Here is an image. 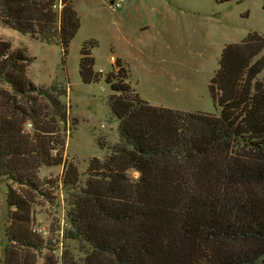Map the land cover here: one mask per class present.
Instances as JSON below:
<instances>
[{
  "label": "trees",
  "instance_id": "1",
  "mask_svg": "<svg viewBox=\"0 0 264 264\" xmlns=\"http://www.w3.org/2000/svg\"><path fill=\"white\" fill-rule=\"evenodd\" d=\"M1 25L65 53L79 19L72 0H0ZM79 55L82 80H96L87 44ZM31 60L24 46L0 37V264H36L38 257L41 264H264L261 34L249 31L222 49L209 82L215 113L149 104L116 60L106 81L118 140L102 159H90L83 183L63 160V138L51 137L66 120L58 97L66 92L54 96L52 86L35 85ZM53 105L50 124L42 110ZM63 162V224L49 228L51 238L34 222L48 182L38 173Z\"/></svg>",
  "mask_w": 264,
  "mask_h": 264
},
{
  "label": "rangeland",
  "instance_id": "2",
  "mask_svg": "<svg viewBox=\"0 0 264 264\" xmlns=\"http://www.w3.org/2000/svg\"><path fill=\"white\" fill-rule=\"evenodd\" d=\"M72 2L79 26L65 53L57 43L41 42L4 25L0 26V37L26 48L32 59L27 73L35 85L52 86L54 96L65 90V95L58 97L67 105V117L59 121V133H52L51 137L63 138V160L76 166L83 183L90 159H102L106 146L118 140V120L109 105L112 89L106 76L119 61L110 62V55L119 51L111 39L119 38L124 25L118 21L121 6L110 10L101 6V0ZM57 7L61 9L60 1ZM125 7L138 15L146 28L142 31L144 39L135 43L134 38L120 55L119 63L139 97L151 105L217 112L209 82L222 49L226 44L240 42L249 31H257L264 37V0H139L136 7ZM114 21H118L116 25ZM83 43L93 57L92 69L98 72V78L89 82L83 81L79 73V50ZM257 77L264 78V69ZM3 86L6 87L0 83ZM31 96L36 98L37 105L45 103L38 94ZM42 111L47 115L45 121L53 123L55 106ZM32 127L29 121L25 124L27 130ZM55 152L56 149L52 153ZM66 163L42 166L38 173L40 179L48 182L40 187L43 194H37L34 222L51 238L55 232L49 228L55 229L57 222L63 224L62 178ZM127 173L132 179L138 176L136 170ZM54 183L58 186L54 187ZM42 261L38 257L36 264Z\"/></svg>",
  "mask_w": 264,
  "mask_h": 264
},
{
  "label": "crops",
  "instance_id": "3",
  "mask_svg": "<svg viewBox=\"0 0 264 264\" xmlns=\"http://www.w3.org/2000/svg\"><path fill=\"white\" fill-rule=\"evenodd\" d=\"M112 0H101V6L106 7V9L112 10L110 4ZM139 3V0H124L122 5H121V10L118 14V21L121 22L122 26L121 28L123 31H121V28L118 29V31H121V35L118 36L119 38H113L111 41L115 43V45H118L119 51L115 55L112 54L110 55V62L114 63L115 59H118L119 61L122 60V53L128 49V46H131L132 42L134 41L135 38V43L140 41V38L144 39L143 36V30L146 28V25L142 24L141 18H139L138 15H135L133 12L128 11L126 9L127 6H134L136 7ZM118 21H114L115 25ZM119 27H115L117 29ZM139 31L140 34H136V32ZM116 36V35H115Z\"/></svg>",
  "mask_w": 264,
  "mask_h": 264
},
{
  "label": "built area",
  "instance_id": "4",
  "mask_svg": "<svg viewBox=\"0 0 264 264\" xmlns=\"http://www.w3.org/2000/svg\"><path fill=\"white\" fill-rule=\"evenodd\" d=\"M124 0H112L111 1V8L115 9L121 6V3H123Z\"/></svg>",
  "mask_w": 264,
  "mask_h": 264
}]
</instances>
